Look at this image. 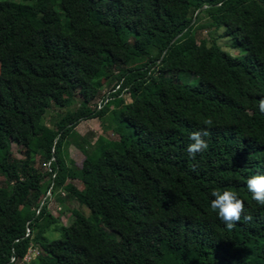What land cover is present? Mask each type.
I'll return each instance as SVG.
<instances>
[{"label":"trees","instance_id":"16d2710c","mask_svg":"<svg viewBox=\"0 0 264 264\" xmlns=\"http://www.w3.org/2000/svg\"><path fill=\"white\" fill-rule=\"evenodd\" d=\"M219 29L240 57L195 40ZM75 96L56 126L42 123ZM262 98L264 0H0V264L29 249L27 264H264V206L246 187L264 175ZM107 112L115 140L71 141ZM198 130L208 148L193 158ZM67 180L87 215L72 209L61 225L37 188ZM213 190L235 191L252 220L227 229Z\"/></svg>","mask_w":264,"mask_h":264},{"label":"rangeland","instance_id":"374dc122","mask_svg":"<svg viewBox=\"0 0 264 264\" xmlns=\"http://www.w3.org/2000/svg\"><path fill=\"white\" fill-rule=\"evenodd\" d=\"M18 1V0H14ZM56 11L59 12L57 6L54 7ZM63 18L61 17V20ZM220 29L217 32L213 31H206V30H200L195 33V40L199 41L203 39L207 43L212 38L215 40V44L224 52H226L228 55L232 57H240L242 55V52L239 49L232 48L229 46V39L227 37H218L217 34L220 33ZM39 36V30L36 29L33 34V39L36 40ZM175 78L180 83H185L188 85H194L196 83V77L187 74V73H177L175 75ZM113 83V81L110 83V85ZM99 93L100 95H106L109 90V84L108 87L104 86L102 84H99ZM115 89V88H114ZM122 98L124 100V103L129 104L132 101V97L128 96L127 94H122ZM77 105V97H73L69 106L67 108H57L55 106H50L49 109H47L42 117V123L52 127L56 126L58 123L57 119L58 116L61 115L66 109H73ZM113 106V102H108L109 109ZM75 135L72 136L71 141L75 140L77 143H80L81 140H84L87 144H92L97 136H102L104 138L115 140L117 138V134L115 130L113 129V125L111 123L110 119V113L107 112L103 117L96 119H88L79 121L78 124L74 128ZM11 152L12 155L16 158H19V153L15 150L14 146H11ZM66 153L69 159H71L76 167L79 166L80 161L82 160V155L79 152V150L76 149L74 143L69 142V144L66 147ZM2 180V177H0V181ZM81 189V185L77 181H69L67 180L64 184L63 189H57L54 190L51 194L48 193V190L46 189L45 182H41L40 185L37 188V193L40 198H46L47 199V209L50 212L51 215L56 217L58 221L61 223V225L67 224L68 220L70 219V213L69 211L72 209H75L79 211L84 216L87 215V210L83 206H80L76 201L73 199L71 194L74 191H77ZM48 238H56V235H48L46 234ZM30 257H33L35 255L33 252V249H30ZM16 264H25L23 262H19ZM27 264V263H26Z\"/></svg>","mask_w":264,"mask_h":264},{"label":"clouds","instance_id":"9594fccd","mask_svg":"<svg viewBox=\"0 0 264 264\" xmlns=\"http://www.w3.org/2000/svg\"><path fill=\"white\" fill-rule=\"evenodd\" d=\"M258 107L261 114H264V98L258 101ZM206 126H211L213 121L208 118L204 121ZM207 130H198L192 132L189 139L192 141L187 146V153L190 157L203 152L208 148V143L204 137L209 136ZM247 190L251 193V199L258 205L264 206V175H253L247 180ZM213 199L210 202V209L216 213L217 218L227 227L233 229L239 223L242 216L248 222L252 220L250 214H245L244 202L238 197L235 191L231 190H213L211 192Z\"/></svg>","mask_w":264,"mask_h":264},{"label":"built area","instance_id":"2783aa9c","mask_svg":"<svg viewBox=\"0 0 264 264\" xmlns=\"http://www.w3.org/2000/svg\"><path fill=\"white\" fill-rule=\"evenodd\" d=\"M30 249L25 253V255L21 258V262H23V263H28L29 262V260L32 258V257H30ZM34 254H35V251L33 252ZM34 256V255H33ZM10 260H12V259H10Z\"/></svg>","mask_w":264,"mask_h":264},{"label":"water","instance_id":"95a60500","mask_svg":"<svg viewBox=\"0 0 264 264\" xmlns=\"http://www.w3.org/2000/svg\"><path fill=\"white\" fill-rule=\"evenodd\" d=\"M201 8H204L203 6ZM177 37V36H176ZM176 37H174L171 41H173Z\"/></svg>","mask_w":264,"mask_h":264}]
</instances>
